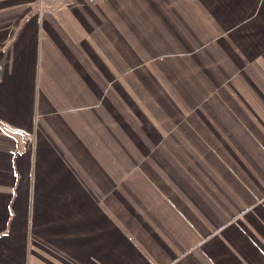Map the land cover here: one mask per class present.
Segmentation results:
<instances>
[{"label": "crops", "instance_id": "crops-1", "mask_svg": "<svg viewBox=\"0 0 264 264\" xmlns=\"http://www.w3.org/2000/svg\"><path fill=\"white\" fill-rule=\"evenodd\" d=\"M0 264H264V0H0Z\"/></svg>", "mask_w": 264, "mask_h": 264}, {"label": "built area", "instance_id": "built-area-1", "mask_svg": "<svg viewBox=\"0 0 264 264\" xmlns=\"http://www.w3.org/2000/svg\"><path fill=\"white\" fill-rule=\"evenodd\" d=\"M43 6H51L57 2V0H39Z\"/></svg>", "mask_w": 264, "mask_h": 264}]
</instances>
